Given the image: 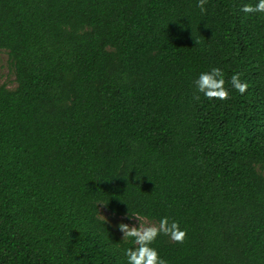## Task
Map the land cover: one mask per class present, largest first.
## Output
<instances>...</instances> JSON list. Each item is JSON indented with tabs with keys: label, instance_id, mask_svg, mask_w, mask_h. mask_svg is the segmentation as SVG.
<instances>
[{
	"label": "trees",
	"instance_id": "1",
	"mask_svg": "<svg viewBox=\"0 0 264 264\" xmlns=\"http://www.w3.org/2000/svg\"><path fill=\"white\" fill-rule=\"evenodd\" d=\"M256 3L0 0V264H127L99 206L176 221L183 243L151 245L167 264H264ZM213 68L227 100L196 89Z\"/></svg>",
	"mask_w": 264,
	"mask_h": 264
},
{
	"label": "clouds",
	"instance_id": "2",
	"mask_svg": "<svg viewBox=\"0 0 264 264\" xmlns=\"http://www.w3.org/2000/svg\"><path fill=\"white\" fill-rule=\"evenodd\" d=\"M206 3L207 0H198L197 6L201 12L205 11L204 5ZM241 11L246 14L264 13V0H257L255 6L244 5ZM194 83L197 91L202 93L206 99L224 101L229 98V91L225 87L224 73L219 68L200 73ZM229 83L241 95L248 90V84L241 80L239 73L233 74ZM195 98L199 99V96ZM96 218L103 225L109 223L107 217L102 215L100 211ZM126 218H135L139 222L138 227L129 226L125 223L118 225L119 231L123 234V240L132 239L135 245L125 251L127 264H167L160 257L158 251L151 246L153 242L160 234H163L173 242L183 243L187 235L186 230H181L179 224L176 221L170 222L168 217L161 218L158 223L148 222L145 217H141L139 214H128Z\"/></svg>",
	"mask_w": 264,
	"mask_h": 264
},
{
	"label": "rangeland",
	"instance_id": "3",
	"mask_svg": "<svg viewBox=\"0 0 264 264\" xmlns=\"http://www.w3.org/2000/svg\"><path fill=\"white\" fill-rule=\"evenodd\" d=\"M0 85H5L10 89L14 88L15 86L14 76L12 74L11 67L8 63L7 55L4 51H0ZM262 175L264 176V171L262 172ZM99 211L102 215L107 217L109 221V223L107 224H109L112 227V229L117 233V235L122 239H123V234L118 229V225L120 223H125L128 224L129 226H133V225L137 227L139 226V222L135 218L128 219L124 216H115L106 209H104L102 206H99Z\"/></svg>",
	"mask_w": 264,
	"mask_h": 264
}]
</instances>
